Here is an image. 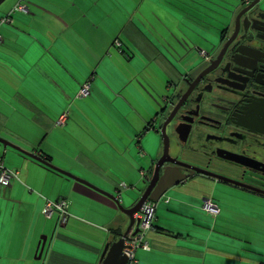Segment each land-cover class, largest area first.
I'll use <instances>...</instances> for the list:
<instances>
[{
	"label": "crops",
	"instance_id": "obj_1",
	"mask_svg": "<svg viewBox=\"0 0 264 264\" xmlns=\"http://www.w3.org/2000/svg\"><path fill=\"white\" fill-rule=\"evenodd\" d=\"M168 1L26 0V12L0 24V139L21 150L0 143V162L17 172L0 186V264H99L105 245L128 228L116 203L131 208L148 186L160 153L156 119L179 74L198 60L176 70L148 40ZM239 1H212L217 17L228 15L223 25ZM16 2H6L0 20ZM206 19L197 21L214 29ZM193 34V48L216 44ZM88 79L89 95L78 98ZM160 80L151 96L150 83ZM178 178L164 180L170 186L154 202L149 249L136 250V264H264V197L215 180L174 184ZM204 199L217 215L203 210ZM58 200L69 213L63 226L56 213L42 214Z\"/></svg>",
	"mask_w": 264,
	"mask_h": 264
},
{
	"label": "flooded vegetation",
	"instance_id": "obj_2",
	"mask_svg": "<svg viewBox=\"0 0 264 264\" xmlns=\"http://www.w3.org/2000/svg\"><path fill=\"white\" fill-rule=\"evenodd\" d=\"M252 2H238L218 42L197 49L200 61L165 99L156 130L169 120V162L160 175L172 167L167 172L184 182L215 180L264 197V0L249 8ZM162 155L161 148L147 185Z\"/></svg>",
	"mask_w": 264,
	"mask_h": 264
},
{
	"label": "rangeland",
	"instance_id": "obj_3",
	"mask_svg": "<svg viewBox=\"0 0 264 264\" xmlns=\"http://www.w3.org/2000/svg\"><path fill=\"white\" fill-rule=\"evenodd\" d=\"M7 1L8 0L0 5V10ZM189 1L192 2H188L187 0H173L165 2V11L168 12V8L173 9L174 11H172L170 15H164L166 12H159L158 20H151L153 26H156L157 28L151 27L149 33L147 34L148 40L151 43L154 42L161 50H163L166 57L171 60L173 68L176 70L177 68L179 69L183 68V66L193 64L196 59L200 61L199 54L197 53L198 47L193 48L192 46L193 33L198 34L200 37H204V39H207L209 42L217 43L216 33L222 29L223 24V19L217 17L216 15L217 12L221 13V10L217 7H213L214 5L212 1L215 0ZM194 7L197 8V11L190 10L189 13V8L193 9ZM174 8H176V10ZM189 15L191 17H196V19H189ZM197 18H207L204 22L207 25H212L214 29H209L207 26L205 28L197 21ZM199 48L203 49L200 46ZM155 65L158 66L157 64ZM156 66L155 68L158 70L159 67ZM157 70H155L151 65L149 70L151 77H154L155 74L156 76L160 75V73H157ZM150 86L152 87L151 96L153 92L157 94L161 88V80L158 83H150ZM157 134L159 135V150L161 151V136L159 133Z\"/></svg>",
	"mask_w": 264,
	"mask_h": 264
},
{
	"label": "built area",
	"instance_id": "obj_4",
	"mask_svg": "<svg viewBox=\"0 0 264 264\" xmlns=\"http://www.w3.org/2000/svg\"><path fill=\"white\" fill-rule=\"evenodd\" d=\"M26 0H17L16 4L12 7L10 12L0 20V24H6L11 21V15L15 12H26L27 8L25 6ZM200 56L203 55V52H199ZM90 79L85 81L78 92V98H85L89 95L90 92ZM66 120V114L60 116L57 121V125L61 126ZM153 128L151 124L150 129ZM143 175V173H142ZM17 179V172L14 170H9L3 166L0 162V186L7 187L11 180ZM121 188H125V184L120 185ZM120 196L116 198L117 202L120 201ZM155 204L154 202L147 201L145 202L140 211L134 214V224L128 231L124 239V250L123 253L127 258V264H136L135 252L138 249L148 250L147 236L151 230L152 220L154 218ZM203 210L211 215H217L219 213L218 207L212 203L210 199H204L203 201ZM54 213L57 214V226H63L66 224V221L69 217L67 204L64 200H58L56 202L47 201L42 214L46 218H50Z\"/></svg>",
	"mask_w": 264,
	"mask_h": 264
},
{
	"label": "water",
	"instance_id": "obj_5",
	"mask_svg": "<svg viewBox=\"0 0 264 264\" xmlns=\"http://www.w3.org/2000/svg\"><path fill=\"white\" fill-rule=\"evenodd\" d=\"M6 0H0V5L2 3H4ZM261 0H253L252 4L250 5L249 8H251L252 6H254L255 4L259 3ZM169 122V120L163 125V127L159 130L160 136H161V142H162V150H163V155L162 157L156 162L155 164V170H154V174L152 176V179L150 181V183L148 184V186L146 187L145 191L142 193L141 197L139 198V200L129 209H123L122 207L119 206V203H116L119 211L121 213H123L124 215L127 216L128 220H129V225L128 228L126 229V231L124 232V234H122V236L119 238V240H117L116 242L113 243H107L102 251L101 257H100V261L99 264H127V258L125 257L123 250H124V239L128 233V231L130 230V228L132 227V225L134 224V214H136L137 212L140 211V208L142 207V205L147 202V201H152V202H157L161 196L166 192V190L169 188L170 185H166L163 184L164 180L168 174L167 169L169 170H174V168L169 167L166 169H163L162 174L160 175V168L162 166V164L169 162V160L164 159V156H168V151H169V138L165 132V128L167 123ZM0 143L7 146V147H11L14 148L18 151H21L20 149L12 146L11 144L5 142L4 140L0 139ZM29 157L33 158L34 160H37L43 164H46L44 161H42L40 158H38L37 156H34L32 154H28L26 153ZM172 164H174L175 162H171ZM52 169L58 173H61L63 175H66L76 181H79L81 183V180L73 177L72 175L65 173L63 171H60L54 167H52ZM180 175V178H178V180H176L174 182V184H178L180 182H183L186 178H182V174L180 172H178ZM177 174V173H176ZM95 189V188H94ZM107 195V194H106ZM109 196V195H107ZM110 198L114 199L112 196H109ZM45 245H46V238L42 237L38 243L37 246V259H41L42 254L44 252L45 249Z\"/></svg>",
	"mask_w": 264,
	"mask_h": 264
}]
</instances>
